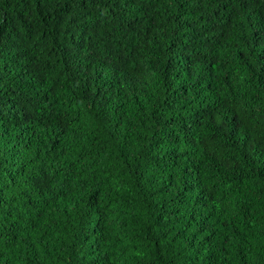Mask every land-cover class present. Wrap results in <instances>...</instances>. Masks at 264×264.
Wrapping results in <instances>:
<instances>
[{"label":"trees","instance_id":"16d2710c","mask_svg":"<svg viewBox=\"0 0 264 264\" xmlns=\"http://www.w3.org/2000/svg\"><path fill=\"white\" fill-rule=\"evenodd\" d=\"M0 264H264V0H0Z\"/></svg>","mask_w":264,"mask_h":264}]
</instances>
